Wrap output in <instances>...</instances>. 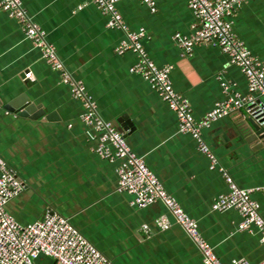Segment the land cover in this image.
I'll return each mask as SVG.
<instances>
[{
    "label": "crops",
    "instance_id": "0c3cea01",
    "mask_svg": "<svg viewBox=\"0 0 264 264\" xmlns=\"http://www.w3.org/2000/svg\"><path fill=\"white\" fill-rule=\"evenodd\" d=\"M23 4L55 44L68 71L84 82L99 115L126 136L132 150L198 221L221 261L264 260V243L257 232L238 229L242 217L236 209L212 210L214 199L228 191L224 170L239 186L254 189L252 197L264 218V138L250 121V106L203 130L219 161L211 169L197 141L179 131L175 113L148 81L130 71L136 55L116 53L125 33L108 27V16L92 0ZM117 7L131 30H145L142 42L155 63L172 65L174 88L188 98L196 119L226 98L219 75L230 82L232 91L248 95L241 68L219 47L199 44L183 54L176 44V32L193 30L195 16L187 0H156L155 10L140 0H120ZM234 30L254 55L264 58V0L240 6ZM28 72L32 78L26 77ZM21 94L50 117L31 119L0 111V160L25 185L6 205L17 220L33 222L52 209L114 264H203L196 244L163 202L138 207L131 203V194L117 190V164L92 151L97 132L80 118L85 110L82 100L72 95L19 23L0 9V100L5 104ZM259 101L264 99L256 96L257 105ZM161 215L172 223L165 230L156 224ZM34 264L52 260L42 255Z\"/></svg>",
    "mask_w": 264,
    "mask_h": 264
},
{
    "label": "built area",
    "instance_id": "2783aa9c",
    "mask_svg": "<svg viewBox=\"0 0 264 264\" xmlns=\"http://www.w3.org/2000/svg\"><path fill=\"white\" fill-rule=\"evenodd\" d=\"M120 0H92L97 8L108 16L107 26L121 29L125 38L115 47L118 54L132 52L136 55L130 71L141 75L159 94L161 99L175 113L179 131L190 134L199 150L209 161L210 168L218 167L219 161L203 137V130L213 122L244 106L264 108V102L255 103L256 96L264 99V58L254 55L245 41L234 30V18L240 6L250 0H187L195 16L190 34L176 32L173 36L183 54H190L199 44L219 47L229 57V62L239 66L244 73L248 95L231 90V84L218 78L226 98L218 100L201 119H196L193 107L183 94L178 92L171 79L172 65L158 66L145 49L142 39L144 29L131 30L117 7ZM156 9V0H140ZM0 9L14 18L34 46L39 48L43 58L60 73L72 95L82 100L84 112L81 120L97 132V144L92 148L96 154L116 163L117 190L132 195L131 203L145 207L161 201L168 208L175 221L182 226L200 251L203 264H224L199 229L198 221L191 217L180 202L164 187L157 174L137 155L129 145L126 136L110 121L98 113L97 103L86 90L82 80L76 79L60 58L55 44L46 31L28 13L23 0H0ZM27 78H32L28 72ZM4 109L0 104V111ZM5 110V109H4ZM9 112L8 110H5ZM228 191L219 194L212 203V210L236 209L242 219L238 224L241 231L257 232L264 243V218L258 202L252 197L253 188L239 186L232 176L224 171ZM25 188L17 175L0 160V264H34L39 256L51 258L52 264H114L69 220L58 212L48 209L42 219L23 223L6 208L7 202ZM156 224L165 230L171 221L161 215ZM149 230L147 224L143 225ZM230 264H252L246 257L235 258ZM258 264H264L262 260Z\"/></svg>",
    "mask_w": 264,
    "mask_h": 264
},
{
    "label": "water",
    "instance_id": "95a60500",
    "mask_svg": "<svg viewBox=\"0 0 264 264\" xmlns=\"http://www.w3.org/2000/svg\"><path fill=\"white\" fill-rule=\"evenodd\" d=\"M0 104L5 110L13 112L19 116L29 117L31 119L50 117V115L47 114L41 106L38 107V105L30 102L29 99L23 94L17 96L16 98H13L5 104L2 102V100H0ZM251 113V123L257 130V134L264 138V108L260 109L252 106Z\"/></svg>",
    "mask_w": 264,
    "mask_h": 264
}]
</instances>
